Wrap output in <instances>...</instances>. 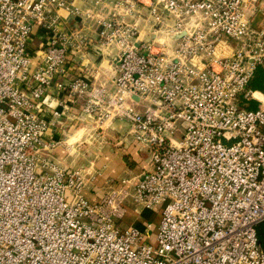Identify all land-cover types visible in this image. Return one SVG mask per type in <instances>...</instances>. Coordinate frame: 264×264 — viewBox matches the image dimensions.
Returning <instances> with one entry per match:
<instances>
[{
	"label": "built area",
	"instance_id": "obj_1",
	"mask_svg": "<svg viewBox=\"0 0 264 264\" xmlns=\"http://www.w3.org/2000/svg\"><path fill=\"white\" fill-rule=\"evenodd\" d=\"M91 51L109 83H63ZM258 69L264 0H0V264H264ZM61 91L94 131L128 124L149 154L136 184L93 201L89 172L53 158ZM129 206L158 211L155 232L123 226Z\"/></svg>",
	"mask_w": 264,
	"mask_h": 264
},
{
	"label": "crops",
	"instance_id": "obj_2",
	"mask_svg": "<svg viewBox=\"0 0 264 264\" xmlns=\"http://www.w3.org/2000/svg\"><path fill=\"white\" fill-rule=\"evenodd\" d=\"M87 57L81 58L77 55L75 61L67 66L69 75L60 77V80L63 83H70L81 69H86V77L95 84L109 83L114 73L113 61L107 56L101 58L96 51L89 52ZM95 68L99 69V73L94 80L88 73L94 74ZM82 103V98H71L65 91L58 93L56 107L58 106L62 116L51 127L47 139L61 141L52 152L55 160L73 168H83L76 165L79 160L92 164L88 169L85 168L89 172L90 181L84 195L94 201L103 197L111 178L112 180H119V177L127 178L130 180L129 185L136 184L149 166V154L131 140L126 122L114 120L106 123L103 129L94 131L89 122L84 123L76 118L81 114ZM71 136H75L74 141H71ZM95 171H98V174L93 175ZM153 213H157L156 216ZM159 217L158 211L129 206L122 224L125 227L134 226L145 230L146 225L151 222L154 224L155 232Z\"/></svg>",
	"mask_w": 264,
	"mask_h": 264
},
{
	"label": "trees",
	"instance_id": "obj_3",
	"mask_svg": "<svg viewBox=\"0 0 264 264\" xmlns=\"http://www.w3.org/2000/svg\"><path fill=\"white\" fill-rule=\"evenodd\" d=\"M250 87L253 90H259L264 93V71L262 69H258L256 71V74L250 83ZM252 107L254 108L257 107V103L253 102ZM258 235H259L262 247L264 249V223H261L258 226Z\"/></svg>",
	"mask_w": 264,
	"mask_h": 264
},
{
	"label": "rangeland",
	"instance_id": "obj_4",
	"mask_svg": "<svg viewBox=\"0 0 264 264\" xmlns=\"http://www.w3.org/2000/svg\"><path fill=\"white\" fill-rule=\"evenodd\" d=\"M33 44H34V45H37V44H38V40L36 39L35 42H34ZM100 131H101V130H100ZM102 135H103V134H102ZM74 140H75V138H74ZM74 140H73V141H74ZM78 148H79V147H78ZM76 165L88 169L89 166H91L92 164H91L90 162H88V161L86 162V161H83V160H79V161L76 163ZM94 167L97 168L96 166H94ZM95 172H96V171H95ZM95 172L92 173V174H93V175H94V174H95V175L98 174V173H97L98 171H97L96 173H95ZM120 178H121V177H119V179H120ZM112 179H113V178L109 179L108 182L110 183ZM113 181H115V180H113ZM153 214L156 216L157 213H153ZM157 224H158V223H157Z\"/></svg>",
	"mask_w": 264,
	"mask_h": 264
},
{
	"label": "bare ground",
	"instance_id": "obj_5",
	"mask_svg": "<svg viewBox=\"0 0 264 264\" xmlns=\"http://www.w3.org/2000/svg\"><path fill=\"white\" fill-rule=\"evenodd\" d=\"M258 96H259V94H257ZM71 141H73V138H75V136H71ZM73 143V142H72ZM72 143H70V144H72Z\"/></svg>",
	"mask_w": 264,
	"mask_h": 264
}]
</instances>
